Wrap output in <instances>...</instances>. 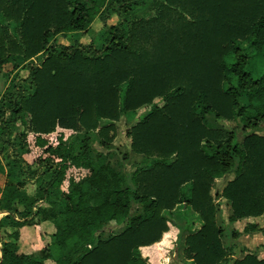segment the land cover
<instances>
[{"label": "trees", "instance_id": "16d2710c", "mask_svg": "<svg viewBox=\"0 0 264 264\" xmlns=\"http://www.w3.org/2000/svg\"><path fill=\"white\" fill-rule=\"evenodd\" d=\"M144 3L0 0V73L9 80L0 93V264H149L139 248L166 247L169 220L183 264H227L235 245L222 241L215 199L229 201L230 220L264 213V136L248 133L264 121V66L253 69L241 46L249 40L253 54L264 51V0H153L152 14L137 15ZM95 18L103 28L78 42ZM67 33L74 42H58ZM24 112L29 132L14 136ZM206 115L240 119L241 141L206 125ZM121 116L138 120L128 136L144 159L130 175L94 145L95 136L102 144L115 136L100 120ZM62 130L76 134L64 140ZM229 172L236 176L212 195L214 179ZM31 182L34 198L23 191ZM37 202L53 226L39 257L17 243ZM112 223L124 226L105 234ZM232 264L264 258L248 252Z\"/></svg>", "mask_w": 264, "mask_h": 264}, {"label": "rangeland", "instance_id": "374dc122", "mask_svg": "<svg viewBox=\"0 0 264 264\" xmlns=\"http://www.w3.org/2000/svg\"><path fill=\"white\" fill-rule=\"evenodd\" d=\"M152 3L153 0H145V3L142 5L141 9L137 12V15H145L148 16L150 14H152ZM116 19L115 17L113 18V20L111 19L110 22H114ZM102 23L99 21H94V23H92L86 30L85 36H83L82 38H80V41H82V43H88L91 38H95L98 33V31L101 29ZM94 36V37H92ZM58 42L62 43L63 45H71L74 41V35L67 33L65 35H59L57 37ZM241 46H243L244 48V52L249 54V55H253V63H252V68L253 69H257V68H261L264 66V51L258 53L257 55L253 54V49L250 46V41L246 40L243 41L241 43ZM4 71H10L12 69V64H7L5 65V67L3 68ZM19 75L21 76H26L27 72L26 70H20ZM14 74V72L12 73ZM9 85V80L8 82H5V78L2 75V72L0 73V93L3 92L5 86ZM157 101V99H156ZM159 103V105H162L164 103V101H157ZM28 122H29V115L27 113H22V115L20 116V118L17 120L16 124H15V129L13 132V135L16 136L22 132H29L28 130ZM136 122H138V120L134 119L131 122H128L125 120L124 116H121L117 121H111V120H107V119H101L100 120V124L107 126L109 124H112L115 126V136L114 139L111 143L109 144H102L100 139L98 137L95 136V134L93 132H91L92 137L95 136V142L94 145L95 147L102 151L105 159L109 162V164L116 169L117 171L121 172V173H125L130 175L131 173H133L136 169H138L139 167L143 166L144 164V159L141 157V155L135 154L131 151L130 149V137L128 136V131L130 129V127L135 124ZM205 124L208 125L209 127H220V128H224L227 131H233L234 133H236L238 135V139L241 141V139L243 138V131L242 129V123L240 121V119H234V120H225L224 118H218L215 119L213 118L211 115H206L205 118ZM60 128H58L59 130ZM64 133V140H67L71 137H73L76 132L71 131V130H62ZM256 133L258 135H262L264 136V121L260 122L258 127L256 129H250L248 130V133ZM6 149L5 148H1L0 147V161L2 163L6 162ZM23 157L29 162L32 163L34 156L33 154L29 153V152H25L23 154ZM229 173H233L231 175H233L234 177L236 176V172H229ZM223 174L222 176H220L221 178H215L214 179V183L212 186V195L216 192H221L223 187L227 184V182L231 179L228 180V174ZM4 174V173H3ZM228 181H227V180ZM227 181V182H226ZM6 182V176L1 175L0 176V190L3 188L4 183ZM224 183H226L224 185ZM23 191L30 197V198H34L36 197V185L34 182H31L29 184H27L24 188ZM215 203L217 204V212H216V218H217V223L221 225V227L224 229L223 226H226L227 223V215H229V213H231V208H230V203L229 201L225 200L224 198H219V199H215ZM44 203L41 202H37L34 207L35 209H39V214H34L33 215V222L31 224H27L29 227H25L22 228V237L20 238L19 235V240L17 241L19 247H20V251H32L33 250H37L39 248H43V246L46 244V242H48L50 239L47 236H50V232L53 230V227L50 228V223L47 222V220H49V216H51V214L49 213V210L46 209V207H44ZM21 207V206H20ZM23 208V207H22ZM21 208V209H22ZM264 214V213H263ZM261 216V215H260ZM254 217V216H253ZM258 217V216H255ZM193 218L192 213L190 211L187 212V216H186V220L187 221H191ZM247 218V217H244ZM264 220V219H263ZM33 226H30L32 225ZM35 224V225H34ZM175 224V223H174ZM38 225V226H37ZM168 225L172 226L171 221H168ZM124 224L121 225H116L114 223L110 224L107 229L105 234H114V233H118L122 230ZM176 226V225H175ZM173 226V230L176 231L175 229H177V237H178V233H179V228L176 226ZM175 227V228H174ZM170 229V228H169ZM168 229V230H169ZM174 233V232H173ZM231 230L228 227H225L224 229V233L222 236V241L223 243L230 245V244H234L235 245V249H234V254L236 257H242L246 252H254L252 250H241L242 246H239L238 248V244L239 241L237 240L238 238L236 237H232L231 235ZM3 235V234H2ZM27 235V238L25 237ZM175 235V234H174ZM162 238V237H161ZM160 238V239H161ZM172 241L171 243H168L165 246H156L154 248V254L155 255H159L156 256V261H160V264L164 263L162 261L165 260L166 257H170V261L169 264H182L177 256H176V242ZM26 243L28 244L26 247ZM241 243V242H240ZM1 244V241H0ZM261 247L259 249V247L254 246V248H258L260 253L261 251H263L264 249V244H260ZM26 247V249L24 248ZM140 254L143 257H146L147 261L150 259L147 257V255H145V250L139 249ZM159 251H161V254L159 253ZM259 255V254H258ZM162 257V258H161ZM159 259V260H158ZM233 259V258H232ZM47 264H54L51 260H48L46 262ZM155 264H159V262H154ZM167 263V262H165ZM149 264H151L149 262Z\"/></svg>", "mask_w": 264, "mask_h": 264}, {"label": "crops", "instance_id": "0c3cea01", "mask_svg": "<svg viewBox=\"0 0 264 264\" xmlns=\"http://www.w3.org/2000/svg\"><path fill=\"white\" fill-rule=\"evenodd\" d=\"M116 18V19H114L115 21L114 22H110V20L112 19L113 20V18ZM117 20H118V17L116 16V15H111L110 16V18L109 19H107V21H106V23H107V25H112V24H115L116 22H117ZM94 21L96 22V21H100L98 18H95L94 20H93V22L92 23H94ZM101 22V21H100ZM91 23V24H92ZM102 24V27H101V29L103 28V22H101ZM100 29V30H101ZM99 30V31H100ZM99 31H98V33H99ZM97 33V34H98ZM70 34H73V33H70ZM85 34H87L86 33V31L85 32H83V33H79L78 35H77V37H78V39H77V41L78 42H80V43H82V41H80V38H82L83 36H85ZM96 34V35H97ZM75 35V34H74ZM92 37H94V36H92ZM74 39H75V36H74ZM92 39V38H91ZM74 42V41H73ZM90 42V41H89ZM85 44V43H84ZM231 174H233V173H229L228 174V180L229 179H231V178H234V176L233 175H231ZM1 175H4L3 173H1L0 172V176ZM218 178H221V177H218ZM227 180V179H226ZM227 180V181H228ZM226 181V182H227ZM226 183H224V185H225ZM44 207H46V206H44ZM52 212H53V210H52ZM50 213H51V211H50ZM230 215H231V213H229V215H227V223H226V226H223L224 227V229H225V227H228V228H230V230H231V232L232 231H234V232H236L237 233V237L236 238H238L237 240L239 241V243H237L238 244V248H239V246H242V249L241 250H245L246 251V249H248V250H252V251H254V252H251V253H254L258 258H264V249H263V251H261L260 253H258L257 254V252H259L258 250L260 249V247H261V245L260 244H264V214H262L261 216H258V217H247V218H242V219H238V220H230L229 219V217H230ZM51 218V217H50ZM47 222L48 223H50V228H52L53 226H52V222H51V220L49 219V220H47ZM175 222L173 221H171V224L173 225ZM122 224V223H121ZM121 224H117V225H121ZM35 225V224H34ZM175 225H176V223H175ZM253 225H255V226H257V227H263L262 228V231H260V230H256V229H252L251 228V226H253ZM30 226H33V224L32 225H30ZM38 226V225H37ZM25 227H29L28 225H24L22 228H25ZM176 227V226H175ZM174 227V228H175ZM22 228L20 229V230H22ZM170 228V225H168V229ZM176 231H173L174 233L172 234V236L169 238V243H171L172 241H175V240H177V229H175ZM168 231V230H167ZM52 232V231H51ZM50 232V233H51ZM166 232V231H165ZM165 232H163V233H165ZM163 233H162V235H163ZM175 234V235H174ZM179 234V233H178ZM19 235H20V238L22 237V231H19ZM231 235V234H230ZM232 237H234L233 235H231ZM26 238H27V235L25 236ZM47 237H49V239H50V236H47ZM162 237V236H161ZM19 240V239H18ZM241 242V243H240ZM49 243H50V240L48 241V242H46V244L43 246V248H39V249H37V250H33L32 249V251H20V252H23V253H25V254H28L29 256H37V257H39V256H42V252H43V250L49 245ZM156 243V242H155ZM27 243H26V247H27ZM168 246V245H167ZM177 246L178 245H176V256H177V258H178V260L183 264V260L181 259V257L178 255V252H177ZM254 246H257V247H259V249L256 247V248H254ZM26 247H24L25 249H26ZM156 247V244H151V245H148V246H142V247H140L139 249H142V250H145V255H147V257L148 258H150L149 260H148V262H150L151 264H155L154 262H159V264H160V261H156V256H159V255H155L154 254V248ZM19 250H20V247H19ZM159 253L161 254V251H159ZM246 253H248V252H246ZM144 258H146V257H144ZM162 258V257H161ZM232 260H230L227 264H232L233 263V260L234 259H236V258H240V256L239 257H236L235 255H232ZM159 260V259H158ZM48 260H46V262H47ZM169 261H170V257H166L165 258V260L164 261H162V262H164V263H162V264H169ZM165 262H167V263H165ZM47 264V263H46ZM157 264V263H156ZM175 264H177V263H175Z\"/></svg>", "mask_w": 264, "mask_h": 264}, {"label": "built area", "instance_id": "2783aa9c", "mask_svg": "<svg viewBox=\"0 0 264 264\" xmlns=\"http://www.w3.org/2000/svg\"><path fill=\"white\" fill-rule=\"evenodd\" d=\"M2 214H3V213H2V212H0V217L2 216Z\"/></svg>", "mask_w": 264, "mask_h": 264}]
</instances>
